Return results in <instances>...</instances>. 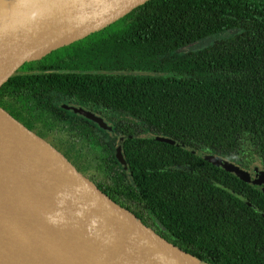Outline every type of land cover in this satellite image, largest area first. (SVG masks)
I'll list each match as a JSON object with an SVG mask.
<instances>
[{"label":"trees","instance_id":"1","mask_svg":"<svg viewBox=\"0 0 264 264\" xmlns=\"http://www.w3.org/2000/svg\"><path fill=\"white\" fill-rule=\"evenodd\" d=\"M223 34L229 36L213 40ZM207 38L212 41L202 48L180 51ZM29 69L41 72L24 73L0 92V106L22 123L19 109L48 120L47 100L58 103L62 96L101 100L145 118L159 132L198 150L217 153L242 167L255 159L264 163V0H150ZM10 96L13 105L7 102ZM159 147L168 159L154 162L171 165L181 162L179 158L195 170L183 175L167 169L156 177L172 181L164 186L166 194L184 188L185 194L194 195L169 208L179 240L197 247L206 243L203 254L187 252L208 264H264L260 214L247 208L246 220L220 222L226 230L218 236L208 233L216 239L210 241L199 220L212 208L200 206L194 198L206 189L205 171L210 179L214 171L226 176L230 185L226 179L224 185L230 187L220 188V195L243 207L226 188L247 197L262 212L264 196L222 169L163 142L133 138L123 150L128 163L146 164L148 155L157 157L152 149ZM199 163L203 166L196 168ZM147 173L139 172V177L146 179ZM208 186L213 187L211 180ZM219 212L228 217L222 204ZM228 227L242 237L234 247ZM225 240L229 244L222 249Z\"/></svg>","mask_w":264,"mask_h":264},{"label":"water","instance_id":"2","mask_svg":"<svg viewBox=\"0 0 264 264\" xmlns=\"http://www.w3.org/2000/svg\"><path fill=\"white\" fill-rule=\"evenodd\" d=\"M148 1L0 0V92L29 66L110 27ZM60 108L112 131L105 119L81 106ZM133 138L183 149L264 196L258 159L246 169L217 153L154 134L121 137L113 148L115 162L131 181L123 143ZM226 191L264 219L248 199ZM157 254L166 258L163 264H208L146 227L55 145L0 106V264H161L154 259Z\"/></svg>","mask_w":264,"mask_h":264},{"label":"flooded vegetation","instance_id":"3","mask_svg":"<svg viewBox=\"0 0 264 264\" xmlns=\"http://www.w3.org/2000/svg\"><path fill=\"white\" fill-rule=\"evenodd\" d=\"M39 72L41 71L30 70L28 67L25 74ZM62 99L63 100L58 103L54 100H47L44 103L46 111L50 114L48 120H43L41 118L37 119L35 116L30 117L27 111L24 112L25 110L19 109V113L22 114L21 120H23V123L29 127V129L51 142L61 150L62 153L67 155L85 175L90 177L119 205L130 211L146 227L185 252H187V249H190L203 254L206 243L204 246L197 247V245L187 243L183 241V239L179 240V238L174 235L173 228L175 225L171 220L172 214L169 211L172 205H178V200L192 199L194 195L185 194L184 188H181L180 193L166 194V188H164V186L170 184L172 181L164 182L156 178L158 172L167 169H176L180 171L181 174L184 173L183 175H188L190 172H195L191 164L179 158H176V160L181 162L171 165H166L167 162H154V159H160L162 161L168 159V157L163 154L164 149L159 147L157 149H152V154H157V157L148 155V162L146 164L128 163L133 180L131 181L127 173L118 166L113 157V148L117 145L121 137L144 134L169 136L159 132L148 123L146 124L145 118L129 113L127 110L120 107L108 106L101 100L87 101L63 96ZM7 102L13 105L12 96L8 98ZM63 104L81 106L100 115L111 126L112 131H106L87 120L67 114L60 108V105ZM127 140L124 141L123 146ZM252 164L253 162L244 168L248 169ZM261 165L264 169V163L261 162ZM202 166L203 164L200 163L199 165L195 164L196 168ZM139 172H148V177L146 179L140 178ZM204 175L206 189L204 190L203 188L202 194L200 193L194 198L200 201V206L212 208L211 212L208 211L209 213L202 215L199 223L201 225V232L203 234L207 233L208 240L216 241V239L209 236L208 233L212 232L215 236H218L221 229L225 231V227H223L220 222L230 223V221L235 219L246 220V216L250 215L247 208L250 207L235 196L233 197L245 204L246 207H243L242 204L237 203L231 198H226L222 194L220 195V188L230 187L224 185L226 180L230 185L229 179L226 176L219 175L217 171H214L215 177H213V179H210L206 171ZM220 176H222V178H220ZM210 180L213 187L208 186ZM245 198L247 199V197ZM220 204L229 211V214L227 213V218L220 214ZM228 228L232 230L234 227ZM229 235L233 247L242 239L240 234L236 233L234 230L229 232ZM204 241V239L200 241L202 245ZM228 244L229 241L225 240L224 244H221V248L226 249ZM261 244L264 245V242ZM262 245L259 248L261 251L263 250Z\"/></svg>","mask_w":264,"mask_h":264},{"label":"rangeland","instance_id":"4","mask_svg":"<svg viewBox=\"0 0 264 264\" xmlns=\"http://www.w3.org/2000/svg\"><path fill=\"white\" fill-rule=\"evenodd\" d=\"M229 36V34H223V35H220L218 37H215L213 40H216V39H221V38H225ZM212 41V38H207V39H203V40H199L187 47H184L182 49H180L181 52H185L186 50H188L189 48H192V47H196L195 50L199 49V48H202L203 46H206L207 43H210Z\"/></svg>","mask_w":264,"mask_h":264},{"label":"clouds","instance_id":"5","mask_svg":"<svg viewBox=\"0 0 264 264\" xmlns=\"http://www.w3.org/2000/svg\"><path fill=\"white\" fill-rule=\"evenodd\" d=\"M13 6V4L11 5V7ZM9 9L8 8H6V10L5 11H8ZM49 219V222L50 223H52V224H56L57 223V220L55 219V218H53V217H49L48 218ZM93 225L96 223V221L94 220L93 222ZM154 259L155 260H157V261H160L161 262V264H163V262L165 261V257L162 255V254H157L155 257H154Z\"/></svg>","mask_w":264,"mask_h":264}]
</instances>
